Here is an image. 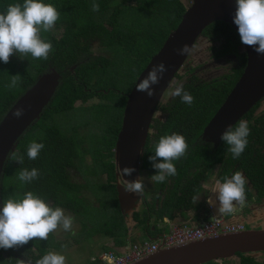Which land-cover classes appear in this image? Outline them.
<instances>
[{"label": "trees", "instance_id": "trees-1", "mask_svg": "<svg viewBox=\"0 0 264 264\" xmlns=\"http://www.w3.org/2000/svg\"><path fill=\"white\" fill-rule=\"evenodd\" d=\"M17 2L22 3L23 0H0V11L8 4ZM43 2L52 4L60 13V18L54 26L60 28V34L53 39L51 31L41 32L42 37L53 45L48 60L34 59L30 54L21 59L19 54H16L10 57L7 64L0 61V119L14 100L49 67L56 69L61 74V79L42 109L47 115L46 119L25 128L4 160L0 173V202L9 195L31 190L50 205L59 206L76 215L86 208L82 193L87 189L83 181L72 180L68 170L78 168L84 172L89 169V182L95 185L97 191L103 183L97 181L96 174L101 173L105 178L104 184L112 189L110 203L121 213L120 217L113 221V230L105 231L109 235V241L108 245H103L101 251L108 250L106 247L113 245L120 247L125 242L128 220L134 227L139 226L148 234L152 215L153 220L179 217L183 221L187 219V211H192V216L195 217L197 208L193 200L199 191V182L204 179L199 172L211 159L208 145L200 139V133L232 84L222 79H205L212 76L209 71L195 75L194 72L203 65H187L188 60H185L174 74L170 83L175 81V88L183 85L194 97V102L191 105L183 103L180 97L172 96L174 91L170 99L160 101L144 140L141 150L143 155H139L138 172L146 171V177L149 179L156 172L148 159L154 154L153 144L166 133L179 132L185 136L189 147L186 157L174 161L177 174L167 177L163 183L152 181L150 196L142 194L138 204L126 210L127 215H123L124 212L119 209L114 183L116 176L112 177L116 171L114 141L125 100V95L121 92L130 90L138 73L160 47L169 31L176 26L191 0H186L185 4L181 0ZM93 2L100 5L99 11H92ZM200 40L207 41L206 54L214 66L224 67V63L232 57L238 67L233 69L231 76H239L244 66L245 54L239 45L237 32L229 24L219 20L213 21L203 28L196 42ZM94 43L103 49L101 53L92 52ZM197 58L201 59V56ZM210 60L206 62V66L210 64ZM17 74L21 77L19 86L6 88L5 85L10 83L11 76ZM225 75L223 72L215 76L221 78ZM119 83L125 84L122 85L124 91H117L113 87ZM116 93L120 96L114 106L101 109L114 112L111 115V123L103 129L98 125L96 130H92L89 124L81 123L72 124L64 130L56 120L59 115L72 111L76 103H85L91 97L98 99L99 103H105L109 99L108 96ZM159 110L166 113L162 122L157 113ZM84 126L89 128L87 132L82 133L80 130ZM33 139L43 142L45 147L36 160H29L27 144ZM20 156L24 158L23 164L18 161ZM85 156L91 158L89 164L83 163ZM226 159V170L220 171L216 179L222 181L225 175L231 176L235 171H241L239 168L246 167L242 170L249 184L245 186V201L255 204L264 198V162L258 154L252 152V144L248 142L239 159H233L230 152L227 153ZM217 160L221 161V154ZM237 161L238 166L233 168ZM193 166L199 170L194 171ZM33 167L39 169V178L30 184L22 185L17 173L21 168L30 170ZM249 189L254 191L255 198L248 196ZM252 209L256 208H250L251 211ZM50 238L49 235L47 240H32L18 248H0V261L14 264L17 258L25 257L34 261L51 251V247H56ZM258 253L237 252L234 254L237 257L236 262L227 263V259H221V262L215 260L207 264H264V260L258 258ZM96 255L90 258V264H99Z\"/></svg>", "mask_w": 264, "mask_h": 264}, {"label": "clouds", "instance_id": "clouds-1", "mask_svg": "<svg viewBox=\"0 0 264 264\" xmlns=\"http://www.w3.org/2000/svg\"><path fill=\"white\" fill-rule=\"evenodd\" d=\"M92 11H99L100 5L93 2ZM60 18V13L52 4L43 0H23L22 3H10L0 11V61L7 64L13 54H19L21 59L29 54L34 59L48 60L53 51L51 41L42 37L41 32H49ZM233 22L237 26L241 43L252 47L258 55H264V0H235ZM179 55H188L191 46L184 44L176 49ZM167 67L163 61L153 65L147 75L141 79L136 90L145 92L149 97L154 95L153 86L163 78ZM21 83L19 74L12 75L6 88H15ZM172 96L180 97L185 104L191 105L194 97L186 91L183 85L175 88ZM24 114V109L17 108L13 115L17 118ZM250 128L246 120H239L235 125H228L221 133L220 139L227 145V151L233 159H239L248 145ZM45 147L43 142L33 139L27 144V157L36 160ZM188 143L179 132L166 133L153 144V155L148 159L156 170L150 176V181L163 183L167 177L177 174L174 161L186 157ZM143 155V152H140ZM23 156L18 158L23 164ZM120 177L131 175L134 167L125 166L116 169ZM40 176L39 169L33 167L21 168L17 178L22 185L32 183ZM117 183H115L116 185ZM247 179L241 171H235L231 176L225 175L223 180H217L212 190L216 199L208 196L206 202L216 208L212 221L219 215L234 214L244 206L246 200ZM126 192L142 195L145 191L144 178L138 176L135 180L123 179L121 182ZM137 199V198H136ZM135 199V200H136ZM217 201L218 207H217ZM74 217L66 215L59 206H52L40 195L31 190L9 195L0 202V248L11 249L22 247L32 240H47L49 234L62 227L65 231L72 228ZM74 234V233H73ZM16 264H66L63 254L48 251L34 261L31 258H17Z\"/></svg>", "mask_w": 264, "mask_h": 264}, {"label": "water", "instance_id": "water-1", "mask_svg": "<svg viewBox=\"0 0 264 264\" xmlns=\"http://www.w3.org/2000/svg\"><path fill=\"white\" fill-rule=\"evenodd\" d=\"M234 12L235 0H191L176 26L169 31L126 93L120 128L115 139L114 164L116 169L117 165L121 168L129 166L134 167L135 171L124 177H120L117 171L114 173L117 180L119 176L116 191L120 208H130L133 204L130 201L132 193L126 192L121 182L123 179L129 181L135 179L139 155L155 108L187 57L186 54L179 55L176 49L184 44L192 48L203 28L217 20L229 24L239 36L237 26L233 22ZM242 47L246 55L243 70L220 106L203 126L201 138L204 141L217 143L225 128L264 96V55H258L252 47L244 44ZM161 61L165 63L167 71L159 83L153 86L154 95L149 97L145 92L137 91V83L147 75V71L153 65ZM60 79L61 74L53 67H49L14 100L0 119V173L4 160L13 150L17 138L42 114L43 107L50 100ZM21 107L24 114L17 118L13 113ZM229 215L239 216V211ZM237 252L254 254L264 252V227L220 233L182 245L159 248L131 264H207L209 261L228 259Z\"/></svg>", "mask_w": 264, "mask_h": 264}, {"label": "rangeland", "instance_id": "rangeland-1", "mask_svg": "<svg viewBox=\"0 0 264 264\" xmlns=\"http://www.w3.org/2000/svg\"><path fill=\"white\" fill-rule=\"evenodd\" d=\"M184 4L186 0H181ZM60 34V28H54L51 30V36L53 39L57 38ZM200 42V43H199ZM206 44L207 41H198L194 43L191 48V52L187 55L185 60H188L187 65H203L198 68L194 74L198 76V74L206 73V71H210L214 68L213 72L217 69V72H214V75L221 74L227 71V64L224 67L221 66H211L207 65V61H209V57L206 54ZM103 51L96 43L92 45V52L94 54H99ZM106 51V50H104ZM16 55V54H13ZM201 56V59H198L197 56ZM209 59V60H208ZM184 60V61H185ZM213 76V75H212ZM201 77V76H200ZM202 78V77H201ZM122 85L124 83H119L113 86L117 91H124ZM175 88V81L173 83H169L165 92H163L160 101H163L166 96H169ZM123 93V92H121ZM120 94H113L111 97L108 96V100L105 103H99L98 99H89L85 103H76L74 109L72 111H68L69 113H64L59 115L56 118L58 123L62 126V129L69 128L72 124H89L92 130H96L98 125L100 129L105 128L108 124L111 123V115L114 113L112 110L102 111V108L114 106V102L118 101ZM115 100V101H114ZM119 103V102H118ZM47 117L46 114H42L38 116L34 122H39ZM121 118V117H120ZM97 124V125H94ZM89 127H83L80 132H87ZM91 162V158L89 156H85L83 163L89 164ZM69 175L72 180L76 182L83 181L85 184L86 191H83L82 196L85 199L86 205L84 210L76 215H73L69 210H64L66 215H71L74 217L72 228L70 231L63 230L62 227H58L56 231L50 233V240L56 247H51L52 252H57L65 255L66 264H90L91 256L95 255L103 248V245H107L109 241V235L105 233L106 230H113V221L114 219H118L121 213L115 208L114 205L110 203L111 200V187L106 186L104 184L105 178L103 174L97 173L96 178L97 181L101 184L100 190L97 191L96 187L93 183L89 182L90 172L89 169L84 170L82 172L81 169H69ZM138 172V170H137ZM147 172L141 170L137 173L135 179L138 176H142L144 178L145 183V195H148L152 191V181L146 177ZM112 177H115V174H112ZM209 180L212 181L211 174L208 176ZM134 179V180H135ZM87 180V181H86ZM119 182L117 179L114 180V183ZM204 186L208 188L210 186L209 182L206 180L204 182ZM216 183L212 182V189L208 192H211L215 187ZM144 194V193H143ZM108 195V197H107ZM130 197V201L133 204L130 207H134L136 205V201H138L137 194L132 193ZM202 195V194H200ZM214 200L216 196L212 197ZM136 199V200H135ZM127 202V201H126ZM136 208V207H135ZM250 205H244L240 208L239 216L226 215L232 219H240L245 226V229H256L260 227H264V208H256L252 209ZM130 209V208H129ZM123 215H127V212H124ZM128 220V219H127ZM193 222H189L187 224H191ZM134 227L130 221L126 223V233L124 235V239H128L127 231L129 228ZM108 228V229H107ZM137 228H140L139 226ZM142 230V228H140ZM130 232V230H129ZM74 233V234H73ZM146 237V236H145ZM130 243V242H129ZM258 258L260 260H264V253H258ZM220 261V260H219ZM237 257L232 256L226 260L227 263L236 262ZM221 262V261H220ZM0 264H5L4 261H0ZM16 264V263H14Z\"/></svg>", "mask_w": 264, "mask_h": 264}, {"label": "flooded vegetation", "instance_id": "flooded-vegetation-1", "mask_svg": "<svg viewBox=\"0 0 264 264\" xmlns=\"http://www.w3.org/2000/svg\"><path fill=\"white\" fill-rule=\"evenodd\" d=\"M239 45L241 46V49L244 51V49L242 47V44L240 42V39H239ZM244 54H245V52H244ZM234 61L235 60L232 57H230V59L228 60V62H225L224 63V66H226V64L228 66L227 67V71L224 72L226 74L225 76H223L221 78H217L214 75V72L216 73L217 72V69L213 72L214 68H212L209 72H211L213 76H209V77L205 78V79H208V80L212 78V79H216V80L217 79H222V80H226V81L232 82L231 86L228 88V91L224 95L222 101L227 96V94L231 90L232 86L234 85V83L236 82V80L239 77L238 76L236 78H233L231 76L233 74V69H235L236 67H238V64L236 65V62H234ZM245 61H246V55H245ZM210 65L211 66H214L213 65V62L211 60H210ZM244 65H245V62H244ZM243 67H242V70H243ZM242 70H241V72H242ZM126 93H122V94L125 95V99H126ZM170 97H171V94L169 96H166L164 100H166V99L168 100V99H170ZM89 99H95V97H91ZM163 101H161V102H163ZM222 101H221V103H222ZM124 102H125V100H124ZM220 104L218 105V107L220 106ZM122 110H123V108H122ZM155 110H156V108H155ZM154 113H155V111H154ZM154 113H153V115H154ZM157 113H158V116H159V120L162 122L163 119L166 116V113L164 111H162V110H159ZM42 114H43V111H42ZM121 116H122V113H121ZM241 119L246 120L248 122V126L250 128V135L248 137V142L252 144V152L258 154V157L261 160L263 159V162H264V96L261 97L260 99H258L253 105H251L248 108V110H246L233 123V125H235ZM152 120H153V116L151 118L150 124L152 123ZM120 121H121V118H120ZM119 128H120V125H119ZM148 130H149V128H148ZM147 133H148V131H147ZM200 139L208 145L209 153L211 154V157H210L211 159L208 161L209 163H207V166L201 168V170L199 172L200 175L201 174L203 175L204 179H202L199 182L200 188H199V191H198L197 194L204 193V192H207L210 189H212V182L216 183V181H217L216 177L219 175L220 171L222 172V171H225L226 170L224 168V166L226 165V160H227L226 157H227V153H228V151H227V145L221 139H219V141L217 143H214L213 141H204L201 138V133H200ZM114 146H115V141H114ZM113 152H114V148H113ZM220 154H221V161H218L217 159H219V155ZM215 158H217V159H215ZM235 166L236 167L238 166V161L234 163L233 168H235ZM245 168L246 167H243V169H245ZM193 169H194V171L199 170V168L196 167V166H193ZM243 169L239 168V170H241V172H243L242 171ZM210 174L212 176V181H210L209 178H208V176ZM206 180L210 184V186H208V188H206L204 186V184H205L204 182ZM210 193L215 196V194L212 193V191ZM247 194L252 199L255 198V194H254V191L252 189H249V191H247ZM140 197H142V195H140V196L138 195V197H137L138 201H139ZM138 201H136L137 204H138ZM244 205H246V206H249L250 205L252 208H264V198H261L259 200V202L255 203V204H253L252 202H249V201H245ZM240 208H242V207H240ZM63 210H66V209H63ZM237 222H240L243 225V228L245 229V226H244V224L242 223V221L240 219H237Z\"/></svg>", "mask_w": 264, "mask_h": 264}, {"label": "built area", "instance_id": "built-area-1", "mask_svg": "<svg viewBox=\"0 0 264 264\" xmlns=\"http://www.w3.org/2000/svg\"><path fill=\"white\" fill-rule=\"evenodd\" d=\"M211 218L191 224L168 225L166 231L159 233L152 240L126 243L118 250H103L97 255L98 263L131 264L159 248L182 245L220 233H231L244 229L240 222L227 220L222 215L217 216L214 221Z\"/></svg>", "mask_w": 264, "mask_h": 264}, {"label": "crops", "instance_id": "crops-1", "mask_svg": "<svg viewBox=\"0 0 264 264\" xmlns=\"http://www.w3.org/2000/svg\"><path fill=\"white\" fill-rule=\"evenodd\" d=\"M144 193H145V191H144ZM151 193H152V191H151ZM150 194L148 195V197L150 196ZM200 194H202V195H200ZM200 194H197L193 200V203H194L195 207L197 208V214L195 215V217L192 216L193 215L192 211H187V213L185 214V218H187V219H185L183 221L179 217H174L172 219H171V217L170 218L164 217L161 220L160 219L153 220V215H152V216H150L151 219H150V223H149L150 227L148 229V234L146 231H142L143 229L141 230L140 228H137V227L132 228L129 226V227H127L130 230V232H129V230L127 231L128 239L125 238V242H123V244L120 247H115L113 245L112 247L109 246L106 248L118 250V249H121L126 243H129V242H139V241H143V240H152L159 233L166 231L168 229V225H175V224L189 223V222H199V221L210 219L211 216H213L216 213V208L210 207L208 205V203L206 202V200H207L208 196L213 197L214 195L208 191L204 192V193H200ZM131 196L132 195L130 194V197ZM125 203H127V202H125ZM218 203L219 202L217 201V207H218ZM119 209L122 212H126V210H128L129 208H120L119 207ZM238 211L240 212V208L238 209ZM223 217H225V219H227V220H235V219L227 217L226 215H223ZM99 252H101V250ZM99 252L96 254L98 255ZM93 256H91V257H93Z\"/></svg>", "mask_w": 264, "mask_h": 264}]
</instances>
